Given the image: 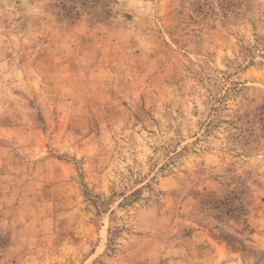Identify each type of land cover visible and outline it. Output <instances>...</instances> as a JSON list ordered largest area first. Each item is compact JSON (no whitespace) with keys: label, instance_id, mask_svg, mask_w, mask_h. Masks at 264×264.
I'll use <instances>...</instances> for the list:
<instances>
[{"label":"rangeland","instance_id":"374dc122","mask_svg":"<svg viewBox=\"0 0 264 264\" xmlns=\"http://www.w3.org/2000/svg\"><path fill=\"white\" fill-rule=\"evenodd\" d=\"M0 0V264H264V0Z\"/></svg>","mask_w":264,"mask_h":264},{"label":"trees","instance_id":"16d2710c","mask_svg":"<svg viewBox=\"0 0 264 264\" xmlns=\"http://www.w3.org/2000/svg\"><path fill=\"white\" fill-rule=\"evenodd\" d=\"M80 2V0H58L61 9L66 11L67 15L77 14L79 13V9L76 8V4Z\"/></svg>","mask_w":264,"mask_h":264}]
</instances>
